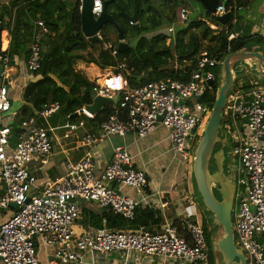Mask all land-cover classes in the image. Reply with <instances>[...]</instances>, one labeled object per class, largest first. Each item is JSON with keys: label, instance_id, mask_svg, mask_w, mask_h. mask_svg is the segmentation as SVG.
<instances>
[{"label": "built area", "instance_id": "2783aa9c", "mask_svg": "<svg viewBox=\"0 0 264 264\" xmlns=\"http://www.w3.org/2000/svg\"><path fill=\"white\" fill-rule=\"evenodd\" d=\"M93 1L92 14L99 17L103 13L104 0ZM228 1L220 0L216 13L209 14L208 24L229 12ZM82 3L80 0V12ZM188 20V9L183 7L180 22ZM158 34L167 37L168 46L175 45L174 26L145 33L143 37ZM31 35L26 68L33 75L44 59V41L53 33L43 19H38L33 22ZM97 36L104 49L117 58L119 41L117 44L106 43L101 33ZM235 37L231 35L229 40ZM6 51L3 47L0 51V65L3 67L0 116L10 114L14 117L16 113L12 112L8 83L14 64ZM223 61L204 52L189 81L167 79L136 88L131 87L124 74L125 61L109 67L108 72L94 82L93 91L109 99L117 97L115 108L126 111V119L114 114L100 125L97 134L85 131L82 147L86 152L81 161L70 165L66 176L43 184L38 185L31 165L37 161L46 164L47 158L53 154L55 146L50 137L49 121L61 111L62 105L56 102L46 106L19 124L17 131L13 123L4 125L0 121V183L5 188L0 209H7L12 203L17 206L16 212L0 227V264H40L38 243L50 249L49 264H80L87 255L102 258L113 253H121L127 258L145 256L157 264H211L205 229L196 219L198 213L179 222L187 237L181 235L177 225L170 223L153 229L123 230L108 228L107 220L103 219L101 228H92L81 234L75 232V225L81 216L80 201L133 221L142 200L153 204L160 196L148 174L135 167L124 148H116L111 163L99 170L89 149L106 138H125L134 134L137 139H143L162 127L168 132L172 152L186 173L192 172L194 152L189 141L194 134L201 137L200 132L203 134L212 113V108L201 103V98L213 92L216 82L213 69L221 67ZM81 63H77L76 68ZM179 66L176 58L174 69L178 70ZM243 70L246 71L244 67ZM249 85L247 90L235 88L227 98L223 111V119L227 122L222 129L224 137L229 133L235 145L229 155L237 166L228 167L237 184L233 209L235 244L245 253L250 264H264V82L254 78ZM78 113L88 115L84 109ZM68 129L70 133L78 132L86 129V123H69ZM65 137L69 138V135ZM11 139H14V145ZM236 174L241 176L240 179ZM238 185L243 190L238 191ZM125 188L141 193L142 200L124 194L121 190ZM186 200L190 207H199L200 202L194 194L187 196ZM159 203L161 209L166 207V204ZM133 261L140 260L135 258Z\"/></svg>", "mask_w": 264, "mask_h": 264}, {"label": "trees", "instance_id": "16d2710c", "mask_svg": "<svg viewBox=\"0 0 264 264\" xmlns=\"http://www.w3.org/2000/svg\"><path fill=\"white\" fill-rule=\"evenodd\" d=\"M107 1H109L108 11L123 30L125 40L132 43V40L138 39L135 47L124 53L120 52L117 58H114L111 52L105 50L102 45L90 43L83 35L79 9L80 0H10L9 3L0 0V28L2 33L5 31L9 33L10 43L6 53L12 63L15 62L16 57L28 60L34 21L43 19L53 33L44 41V59L40 69L33 73L35 80L24 88V105L13 123V128L16 131L17 126L25 119L56 102L62 105L60 112L65 120L68 122L78 120L76 112L84 109L86 105L92 104L91 94L95 88L94 82L76 70V65L79 62L88 65L94 64L101 70H106L125 61L127 68L124 74L131 87L136 88L150 82L167 79L189 81L199 57L204 52L208 53L210 57L225 59L229 54L245 50L244 38L229 40L233 33L232 23L226 28L222 27L216 31L206 22L210 20L209 14L205 16L204 20L190 17L188 22H180V11L186 5L185 0H137L139 15L135 25H131L121 13L122 8L125 13L132 15L135 0ZM187 1L200 3V0ZM44 2H46L47 12L43 7ZM227 9L231 13L234 12V0L228 1ZM212 21L219 26L215 20ZM165 26L175 27L174 46L167 45V37L164 34H158L151 38L143 37L145 33L159 31ZM101 34L104 42L118 43L117 31L112 26H106ZM176 58L180 65L178 70L174 69ZM213 72L216 75L213 92L207 93L201 98V103L209 105L210 108H213L216 102L221 81V67L213 69ZM249 87V81L239 75L235 88L247 90ZM114 114H118L123 119H126L127 116V112L121 110L120 107H105L99 115L94 117L83 115L82 119L86 120V126H92L96 131L104 121ZM226 122L227 120L225 121L224 118L222 127ZM200 139L201 137L198 136L197 143ZM224 139L223 136V141L216 150L223 149L225 151L222 145ZM11 143L14 145V139H11ZM226 163L225 172L228 171ZM194 189L203 206L195 181ZM215 194L219 197L217 192ZM91 218L95 220L94 225L97 229L103 226V219L107 220L108 228L123 230L138 229L139 227L150 229L161 223V216L158 213L150 208L141 209V207L137 209L136 218L133 221L107 211L101 217L92 216ZM204 218L203 226L209 247L210 263L213 264L212 257L214 248H216L219 228L209 225L211 214L206 213ZM181 235L187 237L182 232Z\"/></svg>", "mask_w": 264, "mask_h": 264}, {"label": "crops", "instance_id": "0c3cea01", "mask_svg": "<svg viewBox=\"0 0 264 264\" xmlns=\"http://www.w3.org/2000/svg\"><path fill=\"white\" fill-rule=\"evenodd\" d=\"M3 2L9 3L10 0H3ZM185 3V7L188 8L189 12L188 19L190 18V12L195 13L196 18L198 19H205V9L203 8L201 2L198 3L187 1ZM230 23H232L234 26L232 35H235V38H244L243 40L245 43V50L264 52V0H234V12L232 13V19ZM210 26H212V28L216 31H219L222 28L220 24L218 26L214 23V21H210ZM2 38L3 48L8 49L10 43L9 33L7 31L3 32ZM13 64L14 66L10 73L11 77L8 80V83L10 89L9 94L12 104V112L16 113L17 115L19 112H21V109L24 105V88L35 79L32 74L27 72L25 59L17 58V61L15 60ZM85 65L86 64L82 62L78 68L79 70L84 71L82 73L90 81L92 80L91 82L100 80L98 78L106 74H103L102 70L95 65H89V68H86ZM240 67L241 70H243L244 67L246 69L245 72H249V74L252 71L251 76L253 79H259L253 65L242 64L239 65V68ZM249 82L251 81L249 80ZM7 115L9 118H11L7 124L14 123V117L16 116L12 117L10 114ZM83 115L90 117L84 113H78V120L76 122H68L66 120L64 124H61L60 118L63 117V115L61 112H59L49 121L51 129L50 137H52L54 141L55 148L53 154L47 158L46 164L37 161L31 165L32 173L37 178L38 185L49 180H56L66 176L69 166L75 165L84 157L86 149L82 147V140L83 136L85 135V131L97 134L99 130L97 129L98 131H95L92 126H86V129H81L78 132L70 133L68 124L71 122L77 123L79 121L86 122V120L82 119ZM53 122H55L57 125L53 126ZM66 134L69 135V138L65 137ZM116 148L126 149L129 152L135 167L139 170H144L148 174L150 181L159 191L160 196L156 197L158 200H156L155 203L150 204L148 200L143 201L142 194L135 190H131L129 188L121 190L124 194H127L131 198L137 200L141 199V209L150 208L161 216V223L156 226L162 227L170 223L177 225V227L181 229L182 226L180 227L179 222L185 220L187 217H190L188 216L189 210H193V215L198 213L199 215L203 214L205 217L206 211L199 202L198 208H192L190 207L189 202L186 200V197L191 194L196 196L194 181L193 178L191 179L192 172L187 176L183 164L172 152L168 132L166 129L162 127L158 128L143 139H137L134 134H128L125 138L113 136L106 138L103 142L94 144L89 150H91L92 156L96 161L99 170H103L111 163ZM149 191L151 193V190ZM4 193L5 188L3 184L0 183V198L4 195ZM159 202L166 204V207L161 209ZM79 205L81 216L75 225V232L77 234H81L92 228L97 229L94 225L95 220L91 217H101L105 210L101 209L97 205L84 201H80ZM95 208L101 209V214H96ZM15 212L16 210L12 208L11 205L7 209H0V227ZM154 226H152L150 229H153ZM37 248L40 264H49L51 261L50 249L40 243H38ZM135 258L139 259L140 261H133ZM80 264L157 263L145 256L127 258L121 253H113L105 255L102 258H94L91 255H87ZM248 264H250L249 261Z\"/></svg>", "mask_w": 264, "mask_h": 264}, {"label": "water", "instance_id": "95a60500", "mask_svg": "<svg viewBox=\"0 0 264 264\" xmlns=\"http://www.w3.org/2000/svg\"><path fill=\"white\" fill-rule=\"evenodd\" d=\"M205 15L215 14L220 4V0H200ZM109 1H103V13L99 17L92 14L94 6L93 0H83L81 10V31L90 43L103 45L97 34L110 25L117 31L118 49L121 53L131 49V45L125 42L124 33L121 27L116 23L108 11ZM46 9V2L43 4ZM122 15L134 24L138 22L139 7L137 0L134 1V12L132 15L125 13L121 8ZM232 19V13L228 12L223 16H218L215 21L222 27H227ZM1 22V19H0ZM3 47L2 29L0 28V51ZM248 64L255 67L259 80L264 82V52H254L243 50L241 52L229 54L221 66V81L218 90L216 102L212 108L209 121L204 129L201 139L194 151L192 164V175L196 188L201 197L202 204L206 213L212 215L211 225L222 229L223 236L215 243L216 250L222 257L223 264H248V260L241 249L235 244V235L233 230V209L237 184L234 179L225 178L224 168L226 163V154L223 149L216 150L222 143L224 136L222 129L223 111L226 100L235 89L236 81L244 70L239 65ZM94 65V64H92ZM3 73V67L0 65V77ZM92 81V80H91ZM92 104L84 107L85 112L91 116L99 115L105 107L115 108L118 105L117 97L109 99L99 96L95 91L92 92ZM215 164L216 171L212 168ZM219 194V197L215 193ZM11 207L17 210L16 204Z\"/></svg>", "mask_w": 264, "mask_h": 264}, {"label": "rangeland", "instance_id": "374dc122", "mask_svg": "<svg viewBox=\"0 0 264 264\" xmlns=\"http://www.w3.org/2000/svg\"><path fill=\"white\" fill-rule=\"evenodd\" d=\"M187 2V1H186ZM188 9V8H187ZM189 13V12H188ZM190 17L192 18V19H196V14L195 13H193V12H190ZM137 40L138 39H135V40H132L131 42H132V45L133 46H135L136 45V43H137ZM87 68H89V65H87L86 66ZM77 70H79V68H78V66H77V68H76ZM108 70L109 69H106V70H102V72H103V74H105L106 72H108ZM252 72V71H251ZM250 72V74H249V72H243V74H241L242 75V77H244L245 78V80H247V81H253V78H252V73ZM10 82V81H9ZM2 84V79H0V85ZM21 111H22V109H21ZM20 113V112H19ZM11 118H9L8 117V115L7 114H5V115H2V116H0V120L2 121V123L4 124V125H6L7 124V122L10 120ZM17 119V117H15L14 118V120H16ZM60 120H61V124H64L65 122H66V120L64 119V117H61L60 118ZM53 126H56L57 124L55 123V122H53V124H52ZM200 134H201V136H202V131L200 132ZM226 139H224V144H222L223 146H224V148H225V152H226V155L228 156V159H227V169H228V167H233V168H235L236 166H237V164H235L236 163V161L234 160V158L233 157H231L230 155H229V153L231 152V150L234 148V141H232V139L233 138H231L230 137V134L229 133H227L226 134V137H225ZM198 137L194 134L192 137H191V139H190V141H189V144H190V146H191V151H192V153L196 150V147H197V145H198ZM219 146V145H218ZM227 158V157H226ZM188 175H190V172L189 173H187V176ZM231 175V176H230ZM224 176H225V178H228L229 180H231V178L233 177V175H232V173L228 170V171H226V172H224ZM240 175H238V174H236V178L237 179H240ZM233 179V178H232ZM240 190H243V188L240 186V185H238V191H240ZM203 207V206H202ZM204 208V207H203ZM95 213L96 214H101V209H98V208H95ZM188 216H190V217H192L193 216V210H189L188 211ZM203 218H204V215L203 214H200V215H198L197 217H196V219L201 223V225L203 226ZM204 219H206V218H204ZM210 222L212 223V218H210L209 219V225H210ZM211 226V225H210ZM204 227V226H203ZM223 236V232H222V229H219L218 230V233H217V240L218 239H220L221 237ZM38 257H39V254H38ZM212 259H213V261H214V263L213 264H223V261H222V257L220 256V254L218 253V251L216 250V248H214V253H213V257H212ZM249 260V259H248Z\"/></svg>", "mask_w": 264, "mask_h": 264}, {"label": "flooded vegetation", "instance_id": "af4514ba", "mask_svg": "<svg viewBox=\"0 0 264 264\" xmlns=\"http://www.w3.org/2000/svg\"><path fill=\"white\" fill-rule=\"evenodd\" d=\"M212 166H213L212 169H213L214 171H216V169H215V164H214V163L212 164ZM216 196H217V195H216Z\"/></svg>", "mask_w": 264, "mask_h": 264}, {"label": "bare ground", "instance_id": "6f19581e", "mask_svg": "<svg viewBox=\"0 0 264 264\" xmlns=\"http://www.w3.org/2000/svg\"><path fill=\"white\" fill-rule=\"evenodd\" d=\"M2 42H3V38H2ZM5 49V48H4Z\"/></svg>", "mask_w": 264, "mask_h": 264}]
</instances>
